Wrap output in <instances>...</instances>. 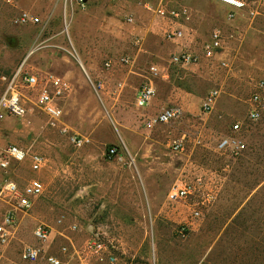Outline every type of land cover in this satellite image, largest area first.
Masks as SVG:
<instances>
[{"label": "rangeland", "instance_id": "1", "mask_svg": "<svg viewBox=\"0 0 264 264\" xmlns=\"http://www.w3.org/2000/svg\"><path fill=\"white\" fill-rule=\"evenodd\" d=\"M246 2L231 18L211 0H88L85 9L73 0H0V101L7 90L2 78L20 69L72 84L59 127L38 107L37 92L21 84L27 115L0 111V159L12 146L45 159L40 172L29 157L0 170V185L23 188L38 179L45 189L30 212L18 214L8 243H0V264H264V106L260 121L248 120L250 98L264 80V0ZM161 6L186 8L188 18H163ZM22 12L41 23L16 24ZM175 29L184 37L168 42L166 31ZM215 31L222 50L207 59L203 50ZM181 51L197 62L173 64ZM148 78L156 96L139 109L137 92ZM213 91L219 95L206 113ZM175 106L183 110L180 119L153 123ZM236 123L240 133L232 131ZM71 135L88 142L77 147ZM225 138L246 149H219ZM180 141L184 150L176 152L172 144ZM109 146L124 160H110ZM181 181L197 191L171 203L168 195ZM9 208L0 197V225ZM40 227L49 232L46 240L35 235ZM95 239L103 252L90 248ZM28 247L40 251L34 262L22 258Z\"/></svg>", "mask_w": 264, "mask_h": 264}, {"label": "built area", "instance_id": "2", "mask_svg": "<svg viewBox=\"0 0 264 264\" xmlns=\"http://www.w3.org/2000/svg\"><path fill=\"white\" fill-rule=\"evenodd\" d=\"M8 3H13L15 0H3ZM179 3H183L186 0H176ZM218 3L221 6L229 9V16L231 18L243 11L247 7L246 0H211ZM75 5L80 9L87 7L88 0H73ZM158 15L163 18H169L172 21H178L188 18V11L186 8L180 10L169 11L165 6H161L157 11ZM129 22H133L129 19ZM16 24L20 25H37L41 23V19L34 17L27 12H22L15 20ZM184 37L182 30H168L165 33V39L168 42H176ZM222 50V36L219 31H215L211 35L210 42L204 47L203 55L207 59L216 58ZM129 63V60H124ZM197 58L188 52L181 51L178 54L173 55L172 63L177 66H189L195 64ZM108 68H111V64H107ZM153 75L158 74L157 68H152ZM7 83V90L0 101V111L3 109L9 113L12 117L22 119L27 113L26 101L24 96L19 92L18 86L21 84L23 87L31 89L37 92V105L38 107L50 118L53 127H59L63 119L64 110L62 108L63 101L71 94L72 84L64 77H60L54 74H47L43 79H40L37 75H32L26 72H22L20 69L12 77L4 76L2 78ZM219 95L218 91H213L205 99L203 103V110L209 113ZM156 96V87L152 79H147L139 88L136 96V107L139 109L147 108L153 98ZM264 106V80L259 81L255 86V92L252 94L249 102L248 120L256 123L262 118V110ZM183 115L181 107H168L162 109L157 116L153 119V123L161 125H169ZM63 133L69 134L68 129L62 128ZM232 131L234 133H240L242 131V125L236 123L233 125ZM70 141L77 147L84 146L88 140L83 137L75 135L69 136ZM172 148L176 152L184 150L183 142H175L172 144ZM219 149H229L234 154L242 153L246 149V145L243 141L233 138H225L221 141ZM110 160L123 161L124 158L120 155L117 147H112L107 153ZM30 158L31 168L34 172H40L45 166V159L42 155L34 153L28 155L24 150L12 146L5 151V157L0 159V170H7L10 165V161L24 162L27 158ZM44 184L38 180H31L26 186L20 188L19 185L13 181H5L0 185V197L5 199L10 206L7 214L5 215L2 225H0V243L7 244L13 230L15 229L18 221V214H27L34 206L36 199L40 198L44 194ZM197 191L196 184L190 182H178L171 189L168 199L171 203H177L188 199L193 196ZM194 215L198 218L200 213L196 211ZM36 237L43 241L48 238L49 232L46 228H38L35 232ZM90 248L96 252L101 253L105 250V245L100 239L92 241ZM40 251L38 249L28 247L24 250L22 258L25 262H34L39 258ZM109 260L113 263L116 259L113 256L109 257Z\"/></svg>", "mask_w": 264, "mask_h": 264}, {"label": "crops", "instance_id": "3", "mask_svg": "<svg viewBox=\"0 0 264 264\" xmlns=\"http://www.w3.org/2000/svg\"><path fill=\"white\" fill-rule=\"evenodd\" d=\"M117 5H114V7H116ZM133 20V19H132ZM80 59H81V64H82V66L84 67V69L87 71L88 70V68H89V66L87 65V64H85V58L82 56V55H80ZM69 75H70V73H69Z\"/></svg>", "mask_w": 264, "mask_h": 264}, {"label": "trees", "instance_id": "4", "mask_svg": "<svg viewBox=\"0 0 264 264\" xmlns=\"http://www.w3.org/2000/svg\"><path fill=\"white\" fill-rule=\"evenodd\" d=\"M112 147H115V146H109V147H108V150H107V153L110 151V149H111Z\"/></svg>", "mask_w": 264, "mask_h": 264}]
</instances>
